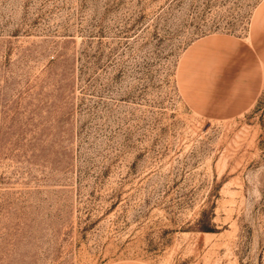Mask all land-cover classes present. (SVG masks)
<instances>
[{
  "label": "rangeland",
  "instance_id": "374dc122",
  "mask_svg": "<svg viewBox=\"0 0 264 264\" xmlns=\"http://www.w3.org/2000/svg\"><path fill=\"white\" fill-rule=\"evenodd\" d=\"M208 37L262 68L219 116ZM0 264H264V0H0Z\"/></svg>",
  "mask_w": 264,
  "mask_h": 264
},
{
  "label": "crops",
  "instance_id": "0c3cea01",
  "mask_svg": "<svg viewBox=\"0 0 264 264\" xmlns=\"http://www.w3.org/2000/svg\"><path fill=\"white\" fill-rule=\"evenodd\" d=\"M262 68L258 55L246 45L227 38L195 41L178 67L180 89L198 111L219 116L254 101Z\"/></svg>",
  "mask_w": 264,
  "mask_h": 264
}]
</instances>
